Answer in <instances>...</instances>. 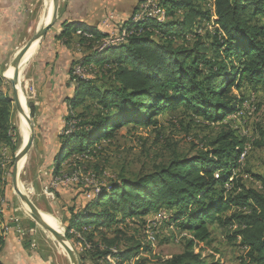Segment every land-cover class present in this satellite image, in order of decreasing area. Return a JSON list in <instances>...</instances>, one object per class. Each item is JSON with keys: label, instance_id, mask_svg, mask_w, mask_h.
Returning a JSON list of instances; mask_svg holds the SVG:
<instances>
[{"label": "trees", "instance_id": "16d2710c", "mask_svg": "<svg viewBox=\"0 0 264 264\" xmlns=\"http://www.w3.org/2000/svg\"><path fill=\"white\" fill-rule=\"evenodd\" d=\"M157 12L164 21L151 16L131 22L128 28L140 34L101 47L107 34L64 24L58 39L67 45L78 31L89 33L78 36L82 57L73 67L93 65L95 71L88 80L74 77L71 70L76 91L68 99L73 114L66 118L65 131L75 124L61 136L54 175H61L62 163L73 155L93 156L98 143L114 139L122 126L156 127L165 112L180 107L195 118L221 124L245 103L243 96H231L233 89L264 86V0H158ZM211 24L213 31L204 33L203 27ZM105 73L112 77L108 88L99 82ZM87 100L98 113L75 116ZM12 104L11 95L0 88V145L12 146L15 156L20 137L15 142L11 133ZM30 109L35 117L32 104ZM245 151L246 158L245 142L227 130L195 156L174 154L151 173L101 184L98 193L94 188L84 191L94 197L80 211H69L67 226L69 240L82 250L83 264H130L140 250L115 247L123 235L119 225L161 209L171 213L176 228L192 234L185 252L167 264H207L194 251L201 243L210 244L218 230L235 241L241 238L250 264H264V177H255L263 191L248 188L239 178ZM5 198L3 188L0 201ZM1 211L2 206L0 225ZM112 232L116 238L107 239ZM96 236L101 243L94 241Z\"/></svg>", "mask_w": 264, "mask_h": 264}, {"label": "rangeland", "instance_id": "374dc122", "mask_svg": "<svg viewBox=\"0 0 264 264\" xmlns=\"http://www.w3.org/2000/svg\"><path fill=\"white\" fill-rule=\"evenodd\" d=\"M203 29L204 33L205 31L212 32L213 24L209 27H203ZM17 54L15 52L8 54L4 63L0 64V76L2 78L0 88L8 92L13 100L11 133L15 142L17 137H20L19 148L15 156H13L12 146L0 147V192L5 188L6 197L9 198V202L11 201L9 205L17 209L16 214L18 218H21L20 222L17 220L18 225L31 228L30 232L35 233L34 239L37 246L50 254L56 264H70L65 249L57 240L56 224L52 220L43 218L36 219L45 222L47 225L37 222L26 211L24 202L14 190L15 158L29 136L27 113L22 115L19 112L17 97L6 76L9 75V69H12V63ZM31 54L30 52L25 58V62L28 61ZM74 67L72 68L74 69ZM90 67L92 68L88 75L94 77L95 67L93 65ZM25 77L26 74H23L21 69L19 71L20 87L30 109V100L34 103L38 102V97L36 99L31 98L32 87ZM111 79V73H105L99 82L102 87L108 88L112 85ZM231 94L235 98L243 96L245 103L240 113L228 117L223 123L211 124L202 118L193 117L190 112L180 107L177 110L165 112L160 117V122L156 127L146 128L140 126L133 128L126 125L122 126L117 130L114 139L98 143L100 147L93 156H71L70 160L66 161L68 164L66 163L61 168V175L52 177L50 185L47 184L49 181L48 175L50 176L53 172V168H47L48 170L43 171L44 168L41 167L42 153L35 147L37 145L35 144L31 151L24 155L26 163L19 166L20 178L18 184L21 185L25 194L28 195L31 203L37 209L57 218L67 229L70 218L68 213L74 210L72 208L77 197L69 200L67 196L62 195L73 196L75 192L69 193V189H72V187L75 190H83L84 192L91 190L94 186L106 185L111 181H116L120 177L136 179L146 173H151L156 167L166 164L174 154L195 156L208 150L224 131L231 130L235 133V136L245 142V148L248 150L247 157L242 162L240 161L242 172L239 174V178L248 188L263 191L255 177H264V86L244 87L241 91L233 89ZM242 110L244 113H242ZM75 111V116L86 114L93 116L98 113V108L94 107L92 101L87 100L86 105ZM72 114L70 110L68 116ZM63 134L68 135L69 131L64 129ZM65 157L68 158V154ZM76 176L79 180L83 179L81 183L74 182L63 185L57 183V181L71 180L72 177ZM3 183L5 184L2 185ZM18 184L17 186H19ZM61 190H63L62 193H60ZM99 191L100 189L96 193ZM90 196L89 201L94 197L92 192ZM2 205L3 202L0 201V206ZM143 220L138 218L127 219L119 225L123 235L114 244L115 247L120 251L130 248L140 250L139 254L131 259L130 264H135L139 259H145V264H167L168 261L185 252L187 241L192 239V234L183 233L176 228L177 226H175L169 211L158 210L149 214ZM42 226H48L53 231H49ZM230 236H232L230 233L225 235V232L218 230L214 232L213 241L210 244L201 243L195 248L194 252L200 254L207 264H247L244 258L247 256L248 248H243L239 239L235 241ZM115 238L116 235L113 232L107 237L109 240ZM101 240V236L94 237L96 243H101ZM76 250L79 255L82 253L79 246ZM111 260L115 263L114 259L111 258Z\"/></svg>", "mask_w": 264, "mask_h": 264}, {"label": "crops", "instance_id": "0c3cea01", "mask_svg": "<svg viewBox=\"0 0 264 264\" xmlns=\"http://www.w3.org/2000/svg\"><path fill=\"white\" fill-rule=\"evenodd\" d=\"M138 2L139 0H60L55 25L36 43L23 66L22 72L26 74L25 79L33 91L30 96L33 99L38 97V102L30 100L36 110L33 145L37 144L35 147L42 153L43 171L53 168V172L48 175V185L54 176L55 159L62 148L61 136L71 110L68 99L73 98L76 91V82L70 73L73 65L82 57L76 44L79 42V32L86 36L89 33L84 31L96 30L107 34L105 38H108L118 30L127 29L139 12ZM52 7L53 0H0V64L4 63L8 54L18 53L49 22ZM111 14L112 19L105 23V19ZM71 23L82 24L85 30L78 31L67 45L58 37L63 32L64 24ZM67 160L70 158L62 163L61 168ZM72 189H69V193L75 192L73 196H62H67L69 200L77 197L73 208L78 212L89 203L91 196L90 193H83V190ZM62 192L63 190L60 191ZM6 198L1 211L3 217L0 230L3 242L0 245V264H56L50 254L37 246L35 233L30 232L31 228L22 226L21 223V226L18 225L17 220L20 222L21 218H18L17 209L12 208L9 205L11 201ZM238 239L241 242V238Z\"/></svg>", "mask_w": 264, "mask_h": 264}, {"label": "water", "instance_id": "95a60500", "mask_svg": "<svg viewBox=\"0 0 264 264\" xmlns=\"http://www.w3.org/2000/svg\"><path fill=\"white\" fill-rule=\"evenodd\" d=\"M59 5H60V0H53V7H52V14H51V18L49 20V22L43 27L41 28L33 37L32 39L18 52V54L16 55L13 63H12V69L14 70V74L12 77H7V79L9 80V82L12 84L13 87V91L15 96L17 97V106H18V110L22 115H25L26 112L25 110L22 111L20 106H19V101H22V96L23 93L21 91V87H20V82H19V71L21 69H23V66L25 64V58L26 56L29 54V52L32 50V48L36 45V43L46 35V33L48 32V30L50 28H52L57 20L58 17V10H59ZM25 107L28 110V115H27V120H28V125H29V137L27 139L26 142H24V145L22 147V149L20 150V152L16 155L15 158V165H14V176H15V181H14V190L17 192V194L20 196V198L22 199V201H26L28 203H30V205L34 208V210L40 215L42 216V212L37 209L30 201L29 197L27 194H25L24 191H21V189H19L17 186V184L19 183V178H20V174H19V166L21 163V156L22 155H27L34 144V139H35V127H34V121H33V117L32 114L30 112L29 106L27 104V102H25ZM34 219V218H33ZM57 219V218H55ZM35 220L43 225H47L45 222H41L39 220H37L35 218ZM57 221L60 224L59 229L57 228V240L58 242L62 245V247L65 249V251L67 252V256L69 258L70 264H82V260L80 258V255L78 253V251L76 250L75 246L73 245V243L69 240L68 236H67V229L64 228L63 224L61 223L60 220L57 219ZM44 228H46L49 231H53L51 228H49L48 226H42Z\"/></svg>", "mask_w": 264, "mask_h": 264}, {"label": "built area", "instance_id": "2783aa9c", "mask_svg": "<svg viewBox=\"0 0 264 264\" xmlns=\"http://www.w3.org/2000/svg\"><path fill=\"white\" fill-rule=\"evenodd\" d=\"M154 3H155V0H139L138 6H137V10H139V14H154V19H163L160 12H155ZM209 3H211V0H209ZM209 7H211V4H209ZM112 17H113V15L111 14L108 18L105 19V23H107L108 20L112 19ZM135 34H140V33H135ZM135 34L133 36H135ZM133 36H125L122 34V30H118V31H116L115 34L109 35L108 40L99 41V47L104 46L106 44H113V43H115L116 40H124V41L128 42V40ZM72 75L74 77H80V76H87V73H84V69L82 68V66H80V63H78L75 65ZM91 78H93V77L88 76V80H90ZM74 124H75V122L73 123V127L71 126L70 129L68 130L69 133H71V131L73 130ZM82 180L83 179H81V180L71 179L68 181H57V183L58 184L60 183L62 185L66 184V183H74V182L81 183ZM94 188H95V193H96L99 189V186H94ZM1 202L4 203V201H1ZM244 259L247 262V264H250V260L248 259L247 256H245Z\"/></svg>", "mask_w": 264, "mask_h": 264}, {"label": "bare ground", "instance_id": "6f19581e", "mask_svg": "<svg viewBox=\"0 0 264 264\" xmlns=\"http://www.w3.org/2000/svg\"><path fill=\"white\" fill-rule=\"evenodd\" d=\"M154 10H155V12H157V10H158V0H155V3H154ZM162 15V17H163V19H161L162 21H164V15H163V13L161 14ZM151 16H154V14H139V12H138V14L134 17V22H139V21H141V20H143V19H145V18H149V17H151ZM48 19V18H47ZM139 19V20H138ZM82 32H79V34H81ZM122 34L123 35H125V36H132V35H134L135 34V30L134 29H131V28H127V29H123L122 30ZM109 39V38H108ZM108 39H106V40H108ZM124 42H126V41H124V40H116L115 41V43H113V44H121V43H124ZM108 45H112V44H106V45H104V46H108ZM33 49V48H32ZM31 52V51H30ZM29 52V53H30ZM29 55V54H28ZM27 55V56H28ZM26 56V57H27ZM80 66H82L81 64H80ZM82 68L84 69V73H87V76H80V77H82V78H87L88 76H90V75H88L89 74V72H90V70H91V68L92 67H90V66H82ZM9 75L7 74L6 76L7 77H12L13 76V74H14V70L13 69H9ZM22 101L20 100L19 101V106H20V108H21V110L22 111H26V113H27V115H28V111H27V109H26V107H25V98L22 96ZM25 133V132H24ZM29 137V136H28ZM245 156H246V151L242 154V156H241V162H242V160L245 158ZM26 163V158H25V156L23 155L22 157H21V166H23L24 164ZM72 179H74V180H79V178L76 176V177H72ZM19 185V188L21 189V191H23V189L21 188V185L20 184H18ZM24 205H25V209H26V211L32 216V217H34V218H43V219H46V220H52L53 221V223L54 224H56L55 225V227L56 228H58L59 229V227H60V224H59V222L57 221V219H55L53 216H51L50 214H46V213H44V212H42V216H40L35 210H34V208L30 205V203H28V202H26V201H24ZM24 208V207H23ZM42 222V221H41ZM66 254H67V252H66Z\"/></svg>", "mask_w": 264, "mask_h": 264}]
</instances>
